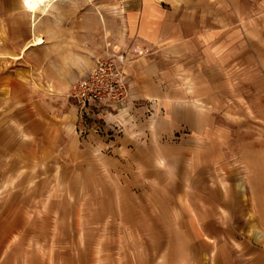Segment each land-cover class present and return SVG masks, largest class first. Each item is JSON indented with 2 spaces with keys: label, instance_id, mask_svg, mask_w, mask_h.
I'll list each match as a JSON object with an SVG mask.
<instances>
[{
  "label": "crops",
  "instance_id": "1",
  "mask_svg": "<svg viewBox=\"0 0 264 264\" xmlns=\"http://www.w3.org/2000/svg\"><path fill=\"white\" fill-rule=\"evenodd\" d=\"M98 1V11H115L117 18L88 21V39L97 38L89 50L103 53L110 40L142 51L134 53L125 71L138 123L81 136L78 106L65 92L72 74L90 60L66 57L72 72H63L55 97L44 94L32 101L25 120L32 162L46 171H71L75 181L88 172L103 180L112 202L121 205L124 229L130 220L138 231L147 219L159 237L224 236L223 230H212L220 228L217 219H225L226 188L234 186L222 175L228 167L223 108L240 100L242 82L248 91L264 90L256 84L257 76L264 78V0ZM13 5L15 17H32L24 0ZM150 101L165 109V116L151 124L142 116ZM161 218L179 219L191 229L171 231Z\"/></svg>",
  "mask_w": 264,
  "mask_h": 264
},
{
  "label": "rangeland",
  "instance_id": "2",
  "mask_svg": "<svg viewBox=\"0 0 264 264\" xmlns=\"http://www.w3.org/2000/svg\"><path fill=\"white\" fill-rule=\"evenodd\" d=\"M18 1L22 0H0V264H264V90L248 91V84L242 82L240 100L223 108L228 167L222 175L225 183L234 186L226 188L225 219L216 220L220 228H210L223 230L224 236L214 232L159 237L153 235L147 219L139 222L138 231L133 228L136 221L130 220L124 229L121 205L112 202L103 180L88 172L79 173L82 178L75 181L71 171H43L32 162L25 120L32 101L45 98L44 94L55 97L64 82L63 72H72L66 57L90 60L76 70L78 74L71 73L65 93L72 98L73 85L87 75L98 56L132 49L131 62L134 53L142 51L134 50L131 43L110 40L103 53L89 50L97 38L88 39V21L117 18L115 11H98V0H55L36 27L33 16L12 15ZM24 5L32 15L26 0ZM39 35V43L26 50ZM256 78L258 88H264V78ZM152 104L142 113L150 124L153 118L165 116L163 107ZM135 109L124 116L120 130L127 122L138 123ZM90 122L89 128L103 125L102 134L112 126L101 120ZM79 124L80 117L76 129ZM163 222L174 232L190 228L179 219L161 218Z\"/></svg>",
  "mask_w": 264,
  "mask_h": 264
},
{
  "label": "built area",
  "instance_id": "3",
  "mask_svg": "<svg viewBox=\"0 0 264 264\" xmlns=\"http://www.w3.org/2000/svg\"><path fill=\"white\" fill-rule=\"evenodd\" d=\"M132 49L108 52L106 56H98L87 75L79 79L74 85L71 97L79 109V124L77 131L87 135V128L102 134L103 125L91 126V122L101 120L105 124H112L120 130L124 116L132 109L128 97L125 80V70L131 60ZM86 129V130H85Z\"/></svg>",
  "mask_w": 264,
  "mask_h": 264
},
{
  "label": "bare ground",
  "instance_id": "4",
  "mask_svg": "<svg viewBox=\"0 0 264 264\" xmlns=\"http://www.w3.org/2000/svg\"><path fill=\"white\" fill-rule=\"evenodd\" d=\"M27 4L32 11L33 26L36 27L41 16L47 14L51 6H53L55 0H26ZM41 40V36H36L35 41L32 45L38 44Z\"/></svg>",
  "mask_w": 264,
  "mask_h": 264
}]
</instances>
